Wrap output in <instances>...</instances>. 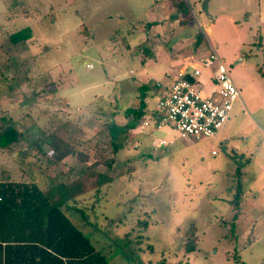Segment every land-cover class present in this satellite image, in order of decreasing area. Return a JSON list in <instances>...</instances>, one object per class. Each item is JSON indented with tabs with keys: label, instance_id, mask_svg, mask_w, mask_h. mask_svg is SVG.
I'll return each mask as SVG.
<instances>
[{
	"label": "rangeland",
	"instance_id": "rangeland-1",
	"mask_svg": "<svg viewBox=\"0 0 264 264\" xmlns=\"http://www.w3.org/2000/svg\"><path fill=\"white\" fill-rule=\"evenodd\" d=\"M159 1L158 12L154 0H0V113L19 131L33 127L35 137L65 123L82 142L78 150L89 154L87 163L113 157L111 167H96L113 180L80 200L101 230L66 212L100 237L116 264H264V0H184L189 23H180L182 36L196 32L177 51L189 58L211 46L239 93L224 126L200 139L140 120L125 128V110L141 96L155 106L182 63L168 56L175 36L154 31V55L143 39L147 21L169 17L166 0ZM22 28L31 38L10 42L8 35ZM207 74L199 81L209 95L214 83ZM111 125L124 127L116 152ZM26 144L20 138L0 148V180L28 179L12 156ZM26 159L51 176L67 171L74 157L48 167L34 149ZM191 225L197 241L187 252Z\"/></svg>",
	"mask_w": 264,
	"mask_h": 264
},
{
	"label": "trees",
	"instance_id": "trees-1",
	"mask_svg": "<svg viewBox=\"0 0 264 264\" xmlns=\"http://www.w3.org/2000/svg\"><path fill=\"white\" fill-rule=\"evenodd\" d=\"M175 4L180 11L187 8L184 0ZM30 38L31 30L28 28L8 35L14 44ZM200 41L201 35L197 34L195 46ZM3 75L0 69V77ZM147 114V105L141 96L137 107L125 110L129 118L125 128L133 129ZM32 129L19 131L10 116L0 113V148H7L20 138L27 141L12 156L20 162L22 173L28 177L14 181L6 175L7 179L0 180V264H111V257L97 249L66 210L77 213L85 223L92 224L80 200L88 192H99L103 185L113 180L96 170L100 163L111 167L113 157L99 156L92 163H87L89 154L78 150L82 142L66 129L65 123L40 132L38 137ZM123 129L109 126L113 152L120 148L114 140ZM44 144L48 145V150L42 146ZM34 149L40 151L48 167L60 163L67 156H73L74 160L67 171L46 176L40 165L26 159ZM195 231V226L191 225L186 232L187 252L196 247ZM125 238L126 235L120 241ZM122 255L126 257L124 252ZM151 264L165 262L161 260ZM237 264L244 263L237 261Z\"/></svg>",
	"mask_w": 264,
	"mask_h": 264
},
{
	"label": "built area",
	"instance_id": "built-area-1",
	"mask_svg": "<svg viewBox=\"0 0 264 264\" xmlns=\"http://www.w3.org/2000/svg\"><path fill=\"white\" fill-rule=\"evenodd\" d=\"M86 66L91 67L90 64ZM204 72H208L214 83L209 95L203 92V84L199 81ZM238 98V90L226 67L210 46L207 54L186 58L141 124L152 123L157 128L168 125L181 139L213 136L228 120Z\"/></svg>",
	"mask_w": 264,
	"mask_h": 264
},
{
	"label": "crops",
	"instance_id": "crops-1",
	"mask_svg": "<svg viewBox=\"0 0 264 264\" xmlns=\"http://www.w3.org/2000/svg\"><path fill=\"white\" fill-rule=\"evenodd\" d=\"M179 0H166L165 1V3H166V9H168L170 12H169V17L171 18L172 16H175L176 14H181V18L180 19H177V16H176V18H172L171 20H167V19H169V17L166 19V18H163L162 20H155V17H153L152 18V20H150V21H147L145 24V28H146V30H145V32H144V36H143V39H148L149 41H148V43L150 44V45H153L152 47H151V52H152V55H154V52H155V46H154V43L157 41V39L159 38V34H152L154 31H159V32H161L162 34L163 33H165V34H167V36H165V35H163V37L165 38V37H168L169 38V36L171 37V36H175V38H176V41L174 42V44L172 45V46H170L169 47V49H171L173 52H171V53H169L168 52V56H170V57H173V55H174V57H176V59H174L175 60V62H182V63H180L178 66H177V70L182 66V64L184 63V60H186V57H183V54L182 53H180V52H178L177 50H178V48H180V46H182L183 45V43H185V41H183L185 38H187V37H190V36H192L193 34H194V32H196V30H194L193 31V33H191V34H188V36H186V37H184V36H182V33H183V31H185V27H186V25L189 23L188 22V19H189V15H188V13L186 12V13H183L185 10H182V11H179V12H177V11H175L174 10V6H176V4L175 3H177ZM163 3H161L159 0H154V3H152L151 4V7H155L156 8V10L159 12V11H161V9H162V7H161V5H162ZM168 7V8H167ZM189 7V6H188ZM183 18H188V19H184L183 20ZM181 22H184V25H185V27H183V26H181ZM161 24H164V26H162ZM171 30H173V31H171ZM145 37V38H144ZM150 52V51H149ZM164 54H166V52L164 53ZM151 55V56H152ZM201 55H204L203 53L202 54H200V55H197V56H192V57H198V56H201ZM176 70V71H177ZM176 73V72H175ZM175 75V74H174ZM174 77V76H173ZM172 80H173V78H172ZM172 80H171V82H172ZM170 82V83H171ZM170 85V84H169ZM168 85V86H169ZM167 85L166 86H164V89L166 88V87H168ZM212 87H211V91H212ZM154 108V105L153 106H149V107H147V110H148V112L151 110V109H153ZM230 117V116H229ZM229 119V118H228ZM225 124V123H224ZM224 126V125H223ZM222 126V127H223ZM221 127V128H222ZM220 128V129H221ZM219 129V130H220ZM219 130H217V132L215 133V134H217L218 133V131ZM214 136V135H213ZM213 151V150H212ZM212 153V152H211ZM212 154H216V153H212ZM250 159H251V157L250 156H248L245 160L246 161H250ZM71 216V215H70ZM88 225H90V226H92V228H94V229H92L93 231H100L101 230V228H98L96 225H91V224H88ZM79 226V225H78ZM83 227V228H82ZM84 227H85V225L83 226V225H81V226H79V228L84 232V233H86L85 232V230H84ZM87 232H89V231H87ZM102 232V231H101ZM89 237H90V239H91V241L93 242V244L97 247V249L98 250H100V251H104L103 249H101L102 248V246H100V244H99V242H100V237L98 236V235H92V234H87ZM104 235V234H103ZM108 237V236H107ZM103 253H105V251L103 252ZM106 254V253H105ZM108 256H110V257H114L115 255H114V253H113V251H112V253L111 254H109ZM111 259V258H110ZM115 257L114 258H112L111 260H110V262H111V264H116L115 263Z\"/></svg>",
	"mask_w": 264,
	"mask_h": 264
}]
</instances>
